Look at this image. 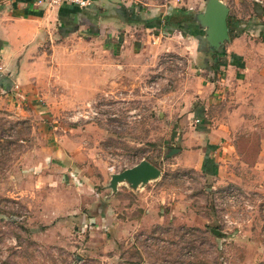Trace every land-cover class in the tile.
Masks as SVG:
<instances>
[{"label": "rangeland", "instance_id": "1", "mask_svg": "<svg viewBox=\"0 0 264 264\" xmlns=\"http://www.w3.org/2000/svg\"><path fill=\"white\" fill-rule=\"evenodd\" d=\"M164 1L130 0L145 18ZM174 1L190 14L204 4ZM225 1L231 33L240 27L252 39L243 44L253 77L216 93L215 114L229 117L210 120L228 132L213 155L216 172L187 155L190 123L179 119L218 77L178 28L147 39L143 18L127 29L112 13L109 33L80 43L57 29L35 50L31 75L0 89V264H264V35L246 26L261 20L264 0ZM106 35L131 36L127 53L139 40L137 65L126 62V73L113 71L92 93L74 86L72 61L61 58L73 50L119 68V47L102 48ZM171 146L184 150L165 156ZM142 158L160 168L157 177L109 185L112 172Z\"/></svg>", "mask_w": 264, "mask_h": 264}, {"label": "crops", "instance_id": "2", "mask_svg": "<svg viewBox=\"0 0 264 264\" xmlns=\"http://www.w3.org/2000/svg\"><path fill=\"white\" fill-rule=\"evenodd\" d=\"M88 1L84 6H75L69 3L42 5L36 3V0H0V89L2 91H13L16 79H25L31 75L32 57L34 56V52H36L35 50L42 43L51 39L53 32L56 31L57 35V29L61 33L58 37L67 39L73 37L72 35L75 34L78 35L77 41L80 43L81 38L84 40L93 39V36L100 34L101 30H104V32L107 30L109 33L110 29L113 28L111 24L116 20L112 16V13L119 14L121 23L124 25L122 27H127V29L133 24V21H139L143 18L142 25L145 30L149 31L145 35L147 39L151 36H159L163 29L174 30V28L170 29L171 23L180 22V28L185 30L183 34L193 37L196 51L204 53V67L209 71L212 70L211 72L215 73L218 77L217 84H215L217 86H214L213 81H207L204 85L205 87L201 88L200 96L192 98L182 108L181 113L183 115L179 119L181 125L190 123V127L187 126L185 129L183 141L184 145L189 146L187 155L196 157L199 154L201 157L200 163L203 168L216 172V161L213 155H219L221 146L218 142H221L223 138H227L228 132L227 128H225L226 123L220 122L217 127H212L210 120H229V117L226 119L224 114H215L214 107L216 105L214 102L218 101V97H221V94L216 93L222 92L224 89L223 85L230 84L233 78L239 81L248 80V82H251L252 79L250 80V78L253 77V75H250L247 63L249 60L247 57L250 53H246L245 44H243L247 36L242 35V28L237 26L239 34L234 36L228 44H225V40L221 42L220 45L222 47L219 50L220 52L214 54L216 48L210 47L206 36L207 26L202 24L198 17L205 10L207 0H204L203 6L193 14H190L188 6L183 7L185 4L182 5L181 2L177 3L174 0H170L171 4H168L169 2L166 1L158 2L155 4V8H151L153 10L152 14L146 18L140 15L138 4H132L130 0ZM222 1L226 3L225 0ZM139 5L142 7L141 4ZM133 14L137 15L139 19L132 18L135 17ZM228 14L227 24L230 30L232 23L229 22ZM257 14L261 20H255L253 17L248 18L246 26L252 31L256 27H260L259 29H263L264 35V14H260V11ZM61 21V24L66 27L65 30L59 28L58 22ZM241 23L244 22H239L237 25ZM233 25L235 27L236 23ZM49 32H51V36L48 35ZM249 38L246 40L252 41ZM255 38L253 37V40ZM130 39L131 36H125L124 38L119 36L117 40H113L109 35L103 38L102 48L105 51L115 52L118 47L121 50V52L115 54L118 57V63L115 64L119 68L110 64V61H112L110 58L107 59L109 63L104 62L103 65L97 56L92 53H80L73 50L70 57L68 54L63 55L61 57L62 60L72 61L74 86H84L87 83V86L90 88L89 91L92 93V91H96V88L101 83L107 84V86L110 85L113 78L111 73L113 71L126 73V62L135 61L136 63L134 64L137 65V55L141 44L139 40L134 39L132 41L133 53H127L126 48L129 46L128 41ZM61 44H63L62 41ZM209 51L212 53V56L211 54L209 55ZM255 55L258 56V54ZM93 61L95 62L94 65L91 64ZM221 69L222 72H220ZM91 87L94 89L91 90ZM199 97H201V101L197 100ZM237 108H233V111L237 110ZM236 119L233 116L231 120ZM172 135L174 136V134ZM171 147L179 148L175 153L184 150L179 146ZM171 147L168 148L167 152ZM167 152L165 156H167Z\"/></svg>", "mask_w": 264, "mask_h": 264}, {"label": "water", "instance_id": "3", "mask_svg": "<svg viewBox=\"0 0 264 264\" xmlns=\"http://www.w3.org/2000/svg\"><path fill=\"white\" fill-rule=\"evenodd\" d=\"M229 7L222 0H207L205 10L199 14L202 24L207 26L206 36L211 48H217L221 42L229 38V26L227 14ZM179 148L171 147L167 156L175 153ZM160 168L146 158L140 159L131 166L110 174L109 185L115 189L119 181H126L135 187L139 183H145L160 174ZM217 233V230H215Z\"/></svg>", "mask_w": 264, "mask_h": 264}, {"label": "trees", "instance_id": "4", "mask_svg": "<svg viewBox=\"0 0 264 264\" xmlns=\"http://www.w3.org/2000/svg\"><path fill=\"white\" fill-rule=\"evenodd\" d=\"M61 3H69V4H72V5H77V6H79L78 4H76V3H72V2H66V1H64V2H61ZM60 3V4H61ZM141 8V6L138 4V9H140ZM134 15V14H133ZM135 16V15H134ZM137 16V15H136ZM132 17V18H136V19H139V17L137 16V17ZM62 23V21L61 22H58V25H59V28L62 30H65L66 29V27H65V25H62L61 24ZM180 22H175V23H171V27H170V29H175V28H178L179 30H181V32H184L185 30H183L182 28H180ZM231 30H232V26L230 27V30H229V37H232V36H234V35H238V31H235V32H233V33H231ZM222 47V45H220V47L219 48H216L215 49V52H214V54L216 53H218V52H220L219 50H220V48Z\"/></svg>", "mask_w": 264, "mask_h": 264}, {"label": "built area", "instance_id": "5", "mask_svg": "<svg viewBox=\"0 0 264 264\" xmlns=\"http://www.w3.org/2000/svg\"><path fill=\"white\" fill-rule=\"evenodd\" d=\"M64 1L76 3L80 6H84L89 2L88 0H36V3L42 5H51V4H60L61 2Z\"/></svg>", "mask_w": 264, "mask_h": 264}]
</instances>
